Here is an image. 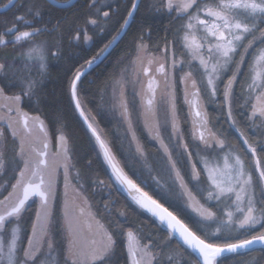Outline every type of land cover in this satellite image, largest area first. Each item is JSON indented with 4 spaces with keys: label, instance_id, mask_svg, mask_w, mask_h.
<instances>
[{
    "label": "snow or ice",
    "instance_id": "6c2138e0",
    "mask_svg": "<svg viewBox=\"0 0 264 264\" xmlns=\"http://www.w3.org/2000/svg\"><path fill=\"white\" fill-rule=\"evenodd\" d=\"M46 2L7 0L4 8L24 7L25 12L14 14L11 23L0 21V100L8 102L9 113L15 109L26 134L31 135V120L33 127L44 136L43 140L33 138L29 141L14 128L15 121L11 118L7 121L12 138L19 143L14 161L19 170L13 169L12 191L0 200V264H121V240L126 248L127 264H171L173 255L167 250L174 237L178 238V247L188 250L193 264H225L229 254L257 249L264 256V160L260 155L264 153V0H147L145 16L167 17V23L162 31L157 29L155 35L151 23L137 25L138 31L133 38L135 55L127 64L124 63L127 56L117 62V67L124 66L121 78L113 88L111 111L127 126V135L135 144L136 158L145 161L151 180L160 190L157 198L130 178L109 144L85 117L80 100L85 72L77 69L69 82L71 101L84 117L99 148L98 155H102L111 170L110 180L115 184L109 186L126 192L138 209L158 222L159 229L166 230L167 239L159 243L154 237H142L129 225L126 212L118 211L113 215L110 203L104 205L108 218L99 212L94 214L87 197L80 199L85 187L80 181L86 178L80 170H76L77 187L74 189L79 203L73 201L79 214L70 216L66 202L64 223L58 230L60 239L56 237L57 229L50 219V202L56 195L57 167L64 169L66 188L70 182L73 166L68 141L58 120L55 140L58 150L63 149L64 163L50 166L47 125L38 115L31 117L23 112L21 104L25 99L29 102L35 99L39 103L49 63L60 58L65 40L69 44L79 42L81 33L85 43L92 38L87 34L86 26L82 27L74 20L61 17L52 22L50 18L46 19ZM142 2L127 0L118 36L126 34L131 25L136 24ZM51 3L66 8L72 0H51ZM86 6L90 10L86 25L97 27L101 33L106 30L110 16L121 12L119 0H87ZM116 39L114 36L101 52ZM99 57L98 53L85 64L91 69ZM237 85L240 86L239 94ZM129 86L131 100L127 98ZM10 89L17 91L8 95ZM180 91L192 122L191 143L186 142L180 127L181 109L177 96ZM158 93L165 104L163 123L157 118ZM221 94L220 110L228 128L217 132L211 127L204 102L207 98L215 103ZM137 100L149 138L159 145L158 151L166 158L163 172L171 183L163 181L159 173L151 175L144 146L133 127L131 114L137 107ZM234 106H238V110ZM240 117L246 119L247 127L256 137L254 141L241 132ZM3 119L0 116V120ZM229 132L238 133V139L243 142L241 152L227 143ZM0 138L2 179L7 147L2 128ZM36 142L42 144V149L36 147ZM91 163L88 161L85 167L90 168ZM92 183L96 186L104 182L94 180ZM6 184L4 181L0 187ZM177 188V199L198 217L192 221L195 231L179 218L183 209L176 207L170 211L161 203ZM198 195L205 203L197 199ZM37 200L36 220L28 233L23 226L24 213ZM211 202H215L212 206L218 211L206 206ZM209 222L216 224L215 229L202 231ZM201 231L202 234H197ZM250 264H258L255 257Z\"/></svg>",
    "mask_w": 264,
    "mask_h": 264
},
{
    "label": "trees",
    "instance_id": "16d2710c",
    "mask_svg": "<svg viewBox=\"0 0 264 264\" xmlns=\"http://www.w3.org/2000/svg\"><path fill=\"white\" fill-rule=\"evenodd\" d=\"M7 0H0V5L4 4ZM127 0H119L121 5V12L112 14L109 18L107 28L104 32H100L97 27L87 24L86 19L89 14V9L86 6L87 0H75L73 4L66 8L56 7L50 3H45L44 15L46 19H51L55 22L56 18H67L68 20H74L78 25L85 27L87 34L92 38L87 43L84 42L83 33L79 42L69 44L67 40L62 47L61 55L58 60H51L48 67V73L45 77L43 84L40 89V99L37 104L36 100L33 99L31 102L24 100L21 104L23 112L29 115L39 116L47 125L49 137L53 142H56L55 137L57 135V121L59 120L62 124V131L67 138L69 155L72 168V177L75 183L76 170H80L82 174H86V178L81 180L85 187L83 192L91 203L94 214L99 212L101 216L107 217V213L104 211L105 203L112 205V213L115 215L118 211H124L127 214V223L133 228L137 229L142 237H154L156 242L164 241L167 239L166 230H161L156 222L150 215L144 213L121 191L115 190L114 187L109 185L115 184L114 180H110V173L102 160V157L98 155L99 151L94 141L90 137L88 131L85 129L82 121L78 117L71 96L68 91V85L75 74L77 69H81V66L85 65V61L93 56L100 54L101 50L104 49L105 45L111 41V39L117 34L122 22L123 8ZM147 0H143L141 3L140 11L137 12V22L131 25L127 30L126 34H123L117 43L108 51V53L93 68H91L85 76L82 77L83 84L80 86V100L82 109L89 118V120L98 129L99 134L109 144L112 152L115 154L116 159L119 161L120 166L124 168V171L130 176V178L137 181L140 186L157 198L159 189L156 184L151 180L150 174L147 173L149 170L145 167V161L136 158L135 150L133 146L128 144V135L126 134V125L121 123L120 117L111 111V101L113 95V84L115 79L120 75L123 64L117 67V62L127 56L124 61L125 64L134 56V43L133 38L137 34L139 25L142 22L151 23L155 31L162 28L167 23V17H151L145 16V7ZM130 7V3H127ZM103 10H108L104 8ZM17 12H25L24 7H10L9 9L0 12V21H7L11 23L14 14ZM175 15V13H173ZM254 51V50H253ZM106 57V59H105ZM251 59V56L249 57ZM227 79V77H225ZM105 89L107 92L105 93ZM222 91L223 84L220 85ZM16 89H10L7 93L11 95ZM237 94L240 92V86H236ZM128 99L131 100V96L128 94ZM178 106L180 111V127L185 137L186 142L191 143V133L189 127L188 115L186 112L185 104L183 102L182 92L177 93ZM103 97V99H102ZM223 100L222 94L215 103H211L205 98L206 107L205 110L211 121V127L214 131L221 132L222 129H227L228 125L224 123V115L220 110V104ZM235 110H238V106H234ZM137 111L136 109L132 112ZM95 119H92V118ZM219 118V122H218ZM138 139L144 146L147 163L151 166V169L157 174H165L163 172L165 158L162 152L158 151L157 144L149 139L147 133L142 129L140 123L134 125ZM238 126L249 138L250 141H254L256 137L252 134L251 129L247 127V121L243 117L238 118ZM5 136L7 137V147L5 148V161L6 167L3 172L0 184L7 181L4 187H0V200L8 196L11 184L15 181V173L13 171L16 168L14 161L16 158L17 140L12 138L11 133L6 127L3 128ZM227 142L232 143L236 148L237 152H241L243 142L238 139V133L229 132L227 133ZM242 154V153H241ZM261 159L264 160V153H261ZM250 156V154H249ZM88 161H91V167L86 168ZM249 163H251L249 161ZM21 166V165H20ZM254 167V164H252ZM18 168L16 171L18 172ZM163 175L162 178L165 179ZM168 177V176H167ZM103 181V185H93V181ZM169 183L168 180H164ZM191 187V185H189ZM174 193L167 197L165 200H161L166 207L173 210L176 207L183 209V212L179 214V217L188 223L190 227H195L192 221L198 219V217L190 214L187 209L181 204V200H177ZM201 201L205 203L203 199L197 196ZM172 205L171 207L169 205ZM214 203L209 204L214 211H218L217 208L213 207ZM37 204H32L31 208L24 213L23 226L28 233H30L32 222L36 215ZM51 217L54 221L56 231V237L60 239V232L58 231L63 224V210L61 209V198L60 193H57L53 198L51 205ZM123 220V217H120ZM103 222V221H102ZM215 227L214 223L209 222V226L202 231L211 232ZM198 232L197 234H202ZM255 234V233H254ZM7 238V236L5 237ZM27 238L24 237V243L26 244ZM143 242L147 243V240ZM123 253L121 264H127V252L124 245V241L120 242V249ZM173 255L171 264H175L177 259H180L179 264H188L192 262V257L188 255V250L182 246H177V241L172 238L168 245V250ZM256 258L258 264H264V256L259 254V250L252 252H241L237 255L229 254L225 258V264H250Z\"/></svg>",
    "mask_w": 264,
    "mask_h": 264
},
{
    "label": "rangeland",
    "instance_id": "374dc122",
    "mask_svg": "<svg viewBox=\"0 0 264 264\" xmlns=\"http://www.w3.org/2000/svg\"><path fill=\"white\" fill-rule=\"evenodd\" d=\"M135 55V54H134ZM195 63V62H194ZM121 78V73L120 75L115 79L114 81V84H113V88L116 86V82ZM182 87V86H181ZM118 91V89H117ZM131 86L128 87V93L127 95L129 94L131 96ZM182 92V91H181ZM182 96H183V92H182ZM128 98V96H127ZM7 101L5 100H0V105H5V107H0V116H3L4 119L3 120H0V128H4L7 127V121L9 118H11L13 121H15L14 123V128H16L19 132V135L20 136H26L27 139L29 141L33 140V138H38V140H43L44 139V136L42 133L39 132L38 129H36L35 127H33V122L30 120L29 121V127L32 128V132H31V135H28L24 132V129L22 127V125L19 123V116L18 114L16 113L15 109L13 108V111L12 112H8V109H7ZM138 100H137V111L134 112V114H131L132 115V121H133V127L135 129V124L136 122L137 123H140V126L142 127V129H144V131L147 133L148 135V131L145 129V120H144V117L140 114V108L138 107ZM204 107H206V103L204 102ZM185 108H186V112H187V115L189 113V109L187 107V105H185ZM31 117H35L34 115H29ZM164 116H165V104L164 102L160 99V96H159V93L157 95V118L159 119V121L161 123H163L164 121ZM155 119V118H154ZM188 120H189V127H190V133H191V129H192V122H191V118L189 117L188 115ZM45 123V122H44ZM127 127V126H126ZM8 131L11 133V131L8 129ZM48 131V129H47ZM170 131V129H169ZM127 134V132H126ZM149 137V135H148ZM48 138H49V148L47 150L48 152V155H47V160H48V163L50 166L52 167H55L56 165H62L64 163V158H63V155H62V151L63 149L60 148L58 150L57 148V145H56V142H53V140L50 139L49 137V133H48ZM2 139V138H0ZM150 139V138H149ZM140 141V140H139ZM154 141V140H153ZM128 144L133 146V149L135 150V144H133L131 142V137L128 135ZM155 142V141H154ZM141 143V141H140ZM156 143V142H155ZM229 145L233 146V144L227 142ZM157 144V143H156ZM26 147L28 146L27 143L25 145ZM157 146L159 147V145L157 144ZM173 147H175V142H173ZM19 147V143H18V140H17V149ZM36 147L37 148H41L42 149V144L39 143V142H36ZM234 147V146H233ZM235 148V147H234ZM236 150V148H235ZM17 151V150H16ZM237 151V150H236ZM163 154V153H162ZM69 158H70V155H69ZM166 159V158H165ZM71 161V160H70ZM72 165V164H71ZM22 166V165H21ZM148 169V168H147ZM149 173V171L147 172ZM150 174V173H149ZM151 175H157V172L155 171H151ZM165 175V174H161V178L162 176ZM72 177H74L72 175V170L70 172V175H69V184H68V187L66 188L65 187V180H64V169L63 167H57L56 169V173H55V189H56V194L57 193H60V198H61V209L63 210V223H64V212H65V203L67 202V211L69 212V215L70 216H78L79 214V209L74 207L73 206V201L76 200L77 203H79V199L77 198V193L74 191V189L77 187V183H75L72 179ZM162 180H168L169 183H171V181L168 179L167 175L165 176V179L162 178ZM15 183V181L13 182ZM10 191H12V189H10ZM174 195H176L175 197H178L179 195V189L177 188L176 191L174 192ZM56 196V195H55ZM85 193L83 192L82 196L80 197V199H82L83 197H85ZM197 199H199L197 197ZM88 200V198H87ZM178 200V199H177ZM180 200V199H179ZM200 200V199H199ZM52 202H53V199L51 200V205H52ZM90 206H91V203L90 201L88 200ZM201 203H204L203 201L200 200ZM211 203H215V202H211ZM37 204V208L39 206V202L37 200L36 202ZM181 204L184 206V203L183 201L181 200ZM83 206V205H81ZM208 206V205H206ZM185 207V206H184ZM187 209V208H186ZM51 210V208H50ZM85 210L88 211L89 209L87 207H85ZM90 210L93 212V209H92V206L90 208ZM212 211H214L212 208H211ZM37 211V209H36ZM187 211L196 216L195 213H193L190 209H187ZM36 220V215H35V218H34V221ZM215 227H216V224H215ZM215 227L213 228V230L215 229ZM30 232H31V229H30ZM7 239V238H5ZM27 242V241H26ZM180 263V259H177L176 263L175 264H179ZM188 264H193L191 263V261L188 262Z\"/></svg>",
    "mask_w": 264,
    "mask_h": 264
},
{
    "label": "water",
    "instance_id": "95a60500",
    "mask_svg": "<svg viewBox=\"0 0 264 264\" xmlns=\"http://www.w3.org/2000/svg\"><path fill=\"white\" fill-rule=\"evenodd\" d=\"M47 2L48 3H50L51 5H54V6H56V7H58L56 4H52L51 3V0H47ZM75 2V0H72V3L71 4H73ZM4 4H7V1L4 3ZM4 4H2V5H0V12H2V11H5V10H7V9H9L11 6H9L8 8H4L3 7V5ZM70 4V5H71ZM69 5V6H70ZM118 33V32H117ZM116 37H117V39L109 46V48L108 49H106L104 52H100V57H99V59L93 64V66H92V68L95 66V65H97L103 58H104V56L108 53V51L117 43V41L120 39V37L122 36V35H115ZM113 39V38H112ZM112 39H111V41H112ZM109 44V43H108ZM80 70H82V71H84L85 72V74L90 70L88 67H87V65L85 64L84 66H83V68H81ZM73 103V102H72ZM73 106H74V109H75V105H74V103H73ZM75 111H76V109H75ZM84 111V110H83ZM76 113H77V115H78V117L80 118V120L82 121V123H83V125H84V127H85V129L88 131V133H89V135H90V137L92 138V140L94 141V143H95V139L91 136V132L88 130V127H87V124L85 123V120H84V117H81L80 116V114H79V112H77L76 111ZM85 113V112H84ZM85 117H87V115L85 114ZM90 121V120H89ZM91 122V121H90ZM93 126L95 127V125L93 124ZM98 130V129H97ZM95 145H96V143H95ZM96 147L98 148V146L96 145ZM98 151H99V148H98ZM101 157H102V155H100ZM102 160H103V157H102ZM104 162V161H103ZM106 165V164H105ZM106 167H107V169H108V171H109V173H110V175H111V170L108 168V166L106 165ZM144 190V189H143ZM145 191V190H144ZM122 192V191H121ZM126 197H128V195H127V193L126 192H122ZM150 195V194H149ZM129 198V197H128ZM154 198V197H153ZM130 199V198H129ZM165 206V205H164ZM166 207V206H165ZM170 210V209H169ZM171 211V210H170ZM148 214V213H147ZM148 215H150V214H148ZM153 218V217H152ZM180 218V217H179ZM154 219V218H153ZM181 219V218H180ZM155 220V219H154ZM174 239L177 241V239L178 238H175L174 237Z\"/></svg>",
    "mask_w": 264,
    "mask_h": 264
}]
</instances>
